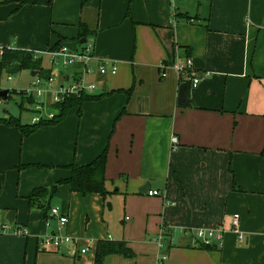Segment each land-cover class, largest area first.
I'll use <instances>...</instances> for the list:
<instances>
[{
  "label": "crops",
  "instance_id": "1",
  "mask_svg": "<svg viewBox=\"0 0 264 264\" xmlns=\"http://www.w3.org/2000/svg\"><path fill=\"white\" fill-rule=\"evenodd\" d=\"M80 23L93 67L117 69L90 75L93 94H105L69 107L53 125L22 136L0 123V220L14 210L11 228L27 230L0 235V264H93L100 239L132 251L102 264H264V0H0V46L38 52L43 70L50 48L83 44ZM187 57L200 77L194 86L171 67ZM186 81L183 107L177 93ZM105 148L104 199L60 184L50 200L89 251L71 257L39 247L45 216L26 197ZM196 227H221L222 245L197 243Z\"/></svg>",
  "mask_w": 264,
  "mask_h": 264
},
{
  "label": "built area",
  "instance_id": "2",
  "mask_svg": "<svg viewBox=\"0 0 264 264\" xmlns=\"http://www.w3.org/2000/svg\"><path fill=\"white\" fill-rule=\"evenodd\" d=\"M11 48L9 46H0V56L4 49ZM47 54L50 64L48 75L42 76L36 71L27 86L18 90V93L28 102L29 110L32 111L30 123H37L55 117L59 112V105L68 97L93 94L96 90L95 81L90 78L93 73L114 74L117 69L116 64L108 66L103 61L97 64L95 71L92 65L94 60L93 44L87 41L75 49H68L65 46L58 45L50 48ZM39 57L38 52L31 51L32 60H37ZM171 67L180 74V78H182L181 73L185 71L186 79L193 86L200 81L199 75L192 66L190 57L185 59L184 64L173 62ZM65 68H70V71H66ZM205 73L207 74V72ZM161 75H164L163 71H161ZM7 78L9 80L12 79L11 75H8ZM3 99L0 96V103ZM171 141L172 144H176L177 138L173 136ZM146 194L156 196L161 193L159 190L149 189ZM239 220L240 216L238 213L231 215V227L240 242L243 240V234L239 229ZM68 223V213L63 212L59 206H51L44 219L45 231L37 236L38 246L47 250L63 251L71 257L88 252L89 246H77L76 238L67 232ZM10 229L13 234H27L26 228H11L10 223L0 220V231L5 232ZM180 231L185 232V229ZM190 232H192L195 241L199 244L218 247L222 245L224 230L221 227H196L191 228ZM163 258L165 257L163 256Z\"/></svg>",
  "mask_w": 264,
  "mask_h": 264
},
{
  "label": "trees",
  "instance_id": "3",
  "mask_svg": "<svg viewBox=\"0 0 264 264\" xmlns=\"http://www.w3.org/2000/svg\"><path fill=\"white\" fill-rule=\"evenodd\" d=\"M15 1L17 2V7L24 4H47L51 5L52 0H4ZM128 14V13H127ZM79 29L81 32L79 33L78 38H82L86 36V26L83 23L79 24ZM56 47V46H55ZM14 63H19L21 68L26 69H35L42 76H47L49 70H43L39 66V59L32 60L31 53L27 50L23 49H4L2 55L0 56V69L8 68ZM186 85L188 82H185ZM132 88L128 89L126 93L129 95ZM9 93V90H8ZM105 93L100 94H82L78 96L68 97L63 103L59 105V112L49 120H43L37 123H28L22 124L18 118H15L9 115L7 118L0 117V123H5L8 125L16 126L22 136H27L35 131L37 128L41 126L53 125L59 122L66 114L67 109L73 105H80L85 100L91 99H99ZM21 96V100L24 99ZM8 97V95H7ZM6 97V98H7ZM21 108V104H20ZM107 162V150L103 149L100 154H98L95 158H93L90 162L77 165L74 162L65 165L64 167L69 170V176L63 179H60L53 183L49 187H36L34 188L26 197L29 208L38 207L43 210L44 216L47 215L50 209V200L55 195L57 188L60 184L67 185V188L70 192H79L82 195H86L88 193H98L103 199L109 193L105 188V167ZM40 167H52V165H41ZM132 251L129 247H127L126 243L122 240H98L95 245L94 250V262L93 264H102L103 259L106 255L111 253H120L124 256H131Z\"/></svg>",
  "mask_w": 264,
  "mask_h": 264
},
{
  "label": "rangeland",
  "instance_id": "4",
  "mask_svg": "<svg viewBox=\"0 0 264 264\" xmlns=\"http://www.w3.org/2000/svg\"><path fill=\"white\" fill-rule=\"evenodd\" d=\"M75 43V42H74ZM61 46H65L68 49H74L75 44L68 45L66 43L60 44ZM7 68H1L0 69V88L1 89H9L8 97L3 99L0 103V117L6 116H13L15 118L20 117L21 123H30V119L32 116V111L29 110L30 106L27 102H24L21 100V96L18 93L19 89L25 88L28 84V82L31 79L30 70L26 68H22L18 70L16 73H7ZM66 71H70V68H65ZM96 71V68H95ZM8 75H11L12 79H8ZM21 104V108H20ZM6 109V113H3L2 110ZM53 206V205H51ZM57 206V205H56ZM60 206V205H59ZM12 227V225L10 224ZM68 232V231H67ZM4 233L5 234H12L11 229L7 230L6 232L0 231V235ZM69 233V232H68ZM71 235V233H69ZM73 237L76 238L77 245H86V242H84L83 238L84 235L76 234L73 235ZM85 239V238H84ZM94 253V252H93ZM58 254V253H57ZM65 254V253H64ZM66 256V254H65Z\"/></svg>",
  "mask_w": 264,
  "mask_h": 264
},
{
  "label": "water",
  "instance_id": "5",
  "mask_svg": "<svg viewBox=\"0 0 264 264\" xmlns=\"http://www.w3.org/2000/svg\"><path fill=\"white\" fill-rule=\"evenodd\" d=\"M85 38L80 39V43H84ZM21 66L19 63H14L12 64L9 68L6 69V72L11 74V73H16L18 70H20ZM35 72H32V75H34ZM185 88H186V83L182 82L179 87H178V93H177V104L179 106H189V102L187 99V96L185 94ZM8 95V89H1L0 90V96L3 97L4 99ZM15 212L14 210H9L5 216V220L9 223H12L14 220Z\"/></svg>",
  "mask_w": 264,
  "mask_h": 264
}]
</instances>
